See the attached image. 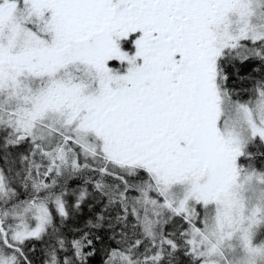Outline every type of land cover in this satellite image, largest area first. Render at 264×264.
<instances>
[{
    "label": "snow or ice",
    "instance_id": "1",
    "mask_svg": "<svg viewBox=\"0 0 264 264\" xmlns=\"http://www.w3.org/2000/svg\"><path fill=\"white\" fill-rule=\"evenodd\" d=\"M0 264H264V0H0Z\"/></svg>",
    "mask_w": 264,
    "mask_h": 264
}]
</instances>
